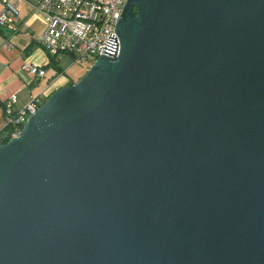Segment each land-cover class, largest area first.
<instances>
[{
  "label": "water",
  "instance_id": "obj_1",
  "mask_svg": "<svg viewBox=\"0 0 264 264\" xmlns=\"http://www.w3.org/2000/svg\"><path fill=\"white\" fill-rule=\"evenodd\" d=\"M122 10L0 145V264H264V0Z\"/></svg>",
  "mask_w": 264,
  "mask_h": 264
},
{
  "label": "built area",
  "instance_id": "obj_2",
  "mask_svg": "<svg viewBox=\"0 0 264 264\" xmlns=\"http://www.w3.org/2000/svg\"><path fill=\"white\" fill-rule=\"evenodd\" d=\"M0 28L8 27L19 17L17 7L24 2L31 14L41 16L46 30L39 37L41 47L59 61L69 56L72 65H91L101 55L114 53L119 47L115 31L127 0H0ZM23 70L36 78H44L46 71L39 65L24 64ZM17 97L5 103V138H17L27 118L43 104L35 97L21 110L16 109ZM0 135V139H1ZM1 145V144H0Z\"/></svg>",
  "mask_w": 264,
  "mask_h": 264
},
{
  "label": "crops",
  "instance_id": "obj_3",
  "mask_svg": "<svg viewBox=\"0 0 264 264\" xmlns=\"http://www.w3.org/2000/svg\"><path fill=\"white\" fill-rule=\"evenodd\" d=\"M24 2L18 5V19L8 27L0 28V133L5 126V103L16 96V109L21 110L31 99L42 97L47 99L53 91L67 87L81 79L65 78L66 68L61 61L54 66L51 58L41 47L38 37L45 32L44 19L33 15ZM3 8L0 2V12ZM24 64L39 65L45 71L44 78L23 70Z\"/></svg>",
  "mask_w": 264,
  "mask_h": 264
},
{
  "label": "rangeland",
  "instance_id": "obj_4",
  "mask_svg": "<svg viewBox=\"0 0 264 264\" xmlns=\"http://www.w3.org/2000/svg\"><path fill=\"white\" fill-rule=\"evenodd\" d=\"M61 66L62 68H66V73H65V78H77V76L79 75L80 78L83 77V75L85 74L86 71H88L87 66H79V65H72L71 59L69 56H65L62 58L61 61ZM80 79H78L79 82Z\"/></svg>",
  "mask_w": 264,
  "mask_h": 264
},
{
  "label": "trees",
  "instance_id": "obj_5",
  "mask_svg": "<svg viewBox=\"0 0 264 264\" xmlns=\"http://www.w3.org/2000/svg\"><path fill=\"white\" fill-rule=\"evenodd\" d=\"M50 63L52 64V65H56L57 64V62L55 61V59H53V58H51V61H50ZM82 79V78H81ZM77 83V82H76ZM75 82L74 83H71V84H69L68 86H71V85H73V84H76ZM5 130H2L1 131V133H0V135H2L1 136V139H0V144L1 145H3V144H6L7 142H8V138L6 139L4 136H5Z\"/></svg>",
  "mask_w": 264,
  "mask_h": 264
}]
</instances>
